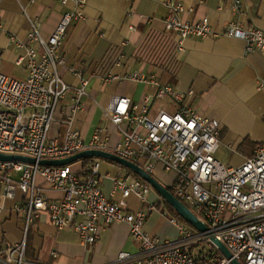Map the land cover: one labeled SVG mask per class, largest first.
Here are the masks:
<instances>
[{"label":"built area","instance_id":"obj_1","mask_svg":"<svg viewBox=\"0 0 264 264\" xmlns=\"http://www.w3.org/2000/svg\"><path fill=\"white\" fill-rule=\"evenodd\" d=\"M58 1L61 6L73 2L76 11L63 14L50 35L44 36L38 22L27 18L28 44L22 46L11 37L24 47V57L17 61L24 63L26 78L16 80L0 73V153L35 159L34 164L0 161V194L13 199L20 192L25 198V204L16 207L25 214L22 236L18 242L4 243L0 264H26L27 235L40 213L55 228L75 234L87 250L101 230L112 224H127L133 251H121L107 264H232L233 260L241 264H264V146L237 167L221 163L215 157L220 143L219 121L181 106L182 96L174 87L132 74L128 76L131 80L154 83L158 87L156 94L141 104L113 95L102 109V122L89 140L72 128V117L66 121L61 142L49 138L50 126L69 90L57 71V65L62 62L61 45L71 20L83 19L78 8L86 2ZM260 1L264 5V0ZM172 10L165 27L181 39L176 46L178 51L189 36H227L242 40L247 54L257 52L264 56V32L260 28L245 26L236 20L221 30H213L208 18L195 23L182 22L176 18L182 6L176 5ZM231 10L237 17L245 13L240 0H231ZM86 84L82 80L83 87ZM260 87H264V80ZM76 93L73 111L80 109L84 88L77 89ZM176 104L179 107L175 108ZM152 109L156 111L153 116ZM110 125L115 127L117 135L112 145ZM86 150L112 153L151 176L157 167L171 174L174 179L170 193L207 230L193 233L188 224L168 216L179 231L176 239L160 240L146 233V217L157 203L147 202L153 189L130 171L125 176L113 177L111 190L106 194L99 159H88L87 163L78 161L81 168L77 171L71 164L62 167L38 164L41 160L63 159ZM39 181L48 184L60 197L46 198ZM130 196L137 197L146 207L131 212ZM213 238L227 248L230 259L212 242ZM50 256L56 258V251H50Z\"/></svg>","mask_w":264,"mask_h":264},{"label":"crops","instance_id":"obj_2","mask_svg":"<svg viewBox=\"0 0 264 264\" xmlns=\"http://www.w3.org/2000/svg\"><path fill=\"white\" fill-rule=\"evenodd\" d=\"M85 1L78 8L83 19L74 17L71 20L61 45L62 62L57 65V71L69 90L50 126V139L61 142L67 129L66 121L72 117V128L89 140L102 122V109L113 95L125 96L133 104L153 97L158 87L151 82L128 78L136 74L174 87L182 96L181 106L219 121L220 143L215 157L221 163L237 167L252 157L257 148L264 146V87H260L264 80V56L257 52L247 54L242 40L227 36H189L178 51L176 46L181 39L165 27V20L173 14L172 8L181 5L182 10L176 18L182 22L195 23L208 18L213 30H221L227 23L239 20L245 26H255L264 32V5L260 0H240L245 11L240 17L231 10V0ZM75 11L73 2L61 6L58 0H1L0 73L16 80H24L27 76L24 63L17 61L24 57V47L11 39L14 37L22 46L28 44L27 18L37 21L41 33L48 36L63 14ZM82 80L87 82L84 87ZM81 88L84 93L80 109L73 111L76 91ZM155 112L152 109L150 115ZM109 134L112 145L117 140L112 125ZM74 167L77 171L81 164L75 163ZM129 173L112 162H106L101 171L100 160L106 194L111 190L113 177ZM153 177L167 189L174 179L158 167ZM39 183L46 198L60 197L48 184ZM137 199L135 196L128 199L131 212L147 205ZM147 202H156L157 206L148 213L144 231L160 240L176 239L179 231L169 222L162 199L154 190L148 194ZM24 204L25 198L20 192L13 199L0 194V219L14 222L18 218L23 224L18 241L25 227V214L16 207ZM3 236L0 249L6 243ZM27 238L30 256L25 253L26 264H107L121 251H133L128 225L123 223L101 230L87 250L75 234L55 228L47 216L40 213ZM52 250L56 251V258L50 256Z\"/></svg>","mask_w":264,"mask_h":264},{"label":"water","instance_id":"obj_3","mask_svg":"<svg viewBox=\"0 0 264 264\" xmlns=\"http://www.w3.org/2000/svg\"><path fill=\"white\" fill-rule=\"evenodd\" d=\"M85 159H103L112 163H115L119 166L126 168L128 171L138 176L140 179L148 183L151 188L159 195V197L165 201L174 212L188 225L192 226L194 229L200 232H204L207 230V227L197 220V218L193 215V213L182 204L177 198H175L170 191L165 188L162 184H160L153 176L146 173L142 168L137 166L136 164L127 161L123 158H120L112 153L100 151V150H86L69 156L63 159L56 160H41L38 162L41 166H49V167H62L67 166L78 161H82ZM0 161H18L34 164L35 159L25 156L19 155H6L0 153ZM212 242L219 248L222 254L230 259L231 255L227 248L215 238L212 239ZM232 264H241L236 260L232 261Z\"/></svg>","mask_w":264,"mask_h":264},{"label":"rangeland","instance_id":"obj_4","mask_svg":"<svg viewBox=\"0 0 264 264\" xmlns=\"http://www.w3.org/2000/svg\"><path fill=\"white\" fill-rule=\"evenodd\" d=\"M63 134H64V132H63ZM99 160H101V159H99ZM106 162H109V161H106L103 159L101 160V171H102L103 166L106 164ZM74 166H75V163L71 164L72 168H75ZM123 169H126V168L123 167ZM20 222L21 221L18 218H16L14 220V222L12 220H9V221L7 220V222L6 221L4 222L2 219H0V245H1V238H2L3 234H5L3 236L4 242L15 243L18 241V233L22 232V226H23V224H21ZM187 227L191 232L197 233V230L194 229L192 226L188 225ZM163 239H165V238H163ZM168 239H169V237H168Z\"/></svg>","mask_w":264,"mask_h":264},{"label":"trees","instance_id":"obj_5","mask_svg":"<svg viewBox=\"0 0 264 264\" xmlns=\"http://www.w3.org/2000/svg\"><path fill=\"white\" fill-rule=\"evenodd\" d=\"M87 161H88V159H85V160H82L81 162L82 163H87ZM117 166H119V165H117ZM120 168H123L122 166H119ZM168 190L170 191V189L168 188ZM162 202H163V206H164V209L165 210H167V214H168V216H170V217H172V216H174V217H176L179 221H181V222H184L175 212H174V210L165 202V201H163L162 200ZM28 238H27V242H26V250H25V253L26 254H28L29 256H30V253L28 252V250H27V248H28Z\"/></svg>","mask_w":264,"mask_h":264}]
</instances>
